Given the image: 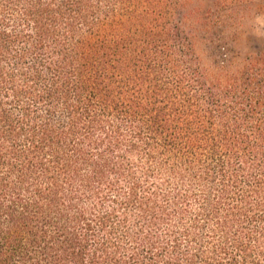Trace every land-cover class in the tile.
Listing matches in <instances>:
<instances>
[{
  "label": "trees",
  "instance_id": "obj_1",
  "mask_svg": "<svg viewBox=\"0 0 264 264\" xmlns=\"http://www.w3.org/2000/svg\"><path fill=\"white\" fill-rule=\"evenodd\" d=\"M256 1L0 0V264H264Z\"/></svg>",
  "mask_w": 264,
  "mask_h": 264
},
{
  "label": "rangeland",
  "instance_id": "obj_2",
  "mask_svg": "<svg viewBox=\"0 0 264 264\" xmlns=\"http://www.w3.org/2000/svg\"><path fill=\"white\" fill-rule=\"evenodd\" d=\"M197 50L208 66L233 59L241 61L245 55L264 48V0H257L254 14L244 20L234 34L215 40H196Z\"/></svg>",
  "mask_w": 264,
  "mask_h": 264
}]
</instances>
